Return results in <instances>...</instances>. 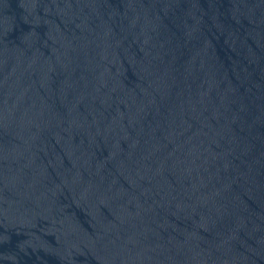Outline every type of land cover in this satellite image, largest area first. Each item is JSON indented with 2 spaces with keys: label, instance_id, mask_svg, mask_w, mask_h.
<instances>
[{
  "label": "water",
  "instance_id": "95a60500",
  "mask_svg": "<svg viewBox=\"0 0 264 264\" xmlns=\"http://www.w3.org/2000/svg\"><path fill=\"white\" fill-rule=\"evenodd\" d=\"M0 264H264V0H0Z\"/></svg>",
  "mask_w": 264,
  "mask_h": 264
}]
</instances>
